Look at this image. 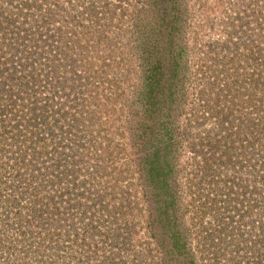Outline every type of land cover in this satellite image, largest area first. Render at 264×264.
<instances>
[{"label": "rangeland", "instance_id": "1", "mask_svg": "<svg viewBox=\"0 0 264 264\" xmlns=\"http://www.w3.org/2000/svg\"><path fill=\"white\" fill-rule=\"evenodd\" d=\"M5 7L0 264H264V0Z\"/></svg>", "mask_w": 264, "mask_h": 264}, {"label": "trees", "instance_id": "2", "mask_svg": "<svg viewBox=\"0 0 264 264\" xmlns=\"http://www.w3.org/2000/svg\"><path fill=\"white\" fill-rule=\"evenodd\" d=\"M13 0H0V28L5 31V32H8L6 30L10 29L11 32H13L15 34V29L14 28H18L19 26L15 25L17 23V20L15 19V17H11V15H9V12L11 11L10 9H8V7H5L6 4H10L12 3ZM10 18V19H8ZM12 19V20H11ZM22 19V18H21ZM6 22V23H5ZM13 23V25H12ZM11 25V26H10ZM260 30H261V35H258V34H254L253 37L251 38L253 40V43H258L261 44L263 41H264V23L262 25H260ZM31 36V35H30ZM32 37V36H31ZM25 40H22V42H24ZM21 42V41H20ZM31 42L30 40H28L27 42H25V45L23 46V48L19 47L17 50H14V49H10L12 50V52L10 54H8L7 58H11L20 64V67L23 71V73H25V71L27 70V68H24V66L22 67V63L26 60L27 57H28V50L25 49L27 46V44ZM17 44V43H16ZM20 46V45H19ZM4 54H1L0 55V67H2V64H4V67L0 69V73H1V76H0V82L2 81L3 82V85L5 83V86L8 87L7 89L8 90H16V88L14 87V84H19L23 78L21 79H17L15 80L16 77V71H14V67L12 65V63H8V60H5V61H2L3 57H4ZM24 60V61H23ZM14 61V62H15ZM18 64V65H19ZM9 65V66H8ZM154 68V67H153ZM155 69H157V66H155ZM15 75V78H12L13 76ZM9 99H6L7 101L4 102L2 104V108H3V112L4 114L8 113L10 111L9 108H11L12 106H14L13 104L11 105L10 102L12 100V103L15 102V100L12 98V95H9L7 96ZM17 102V101H16ZM1 109V107H0ZM15 116V115H14ZM10 117H13V116H10ZM10 117H8L7 119L8 120H1L0 122V128L2 129V133L5 134V131L3 130H6L9 126H10ZM1 139L3 141H5L6 138L1 137ZM4 148V147H3ZM5 149V148H4ZM3 149V150H4ZM23 153V152H22ZM3 152H1V156H3ZM24 154V153H23ZM22 154V155H23ZM156 155H154L155 157ZM151 170L150 171H156L157 170V167H156V160H153V164L151 165ZM5 167L3 164H0V170H4ZM159 174V173H158ZM254 261H256V259H254ZM252 263V262H251Z\"/></svg>", "mask_w": 264, "mask_h": 264}]
</instances>
